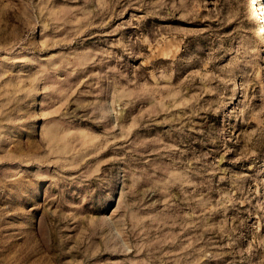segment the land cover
Instances as JSON below:
<instances>
[{
    "label": "rangeland",
    "instance_id": "374dc122",
    "mask_svg": "<svg viewBox=\"0 0 264 264\" xmlns=\"http://www.w3.org/2000/svg\"><path fill=\"white\" fill-rule=\"evenodd\" d=\"M264 0H0V264H264Z\"/></svg>",
    "mask_w": 264,
    "mask_h": 264
},
{
    "label": "bare ground",
    "instance_id": "6f19581e",
    "mask_svg": "<svg viewBox=\"0 0 264 264\" xmlns=\"http://www.w3.org/2000/svg\"><path fill=\"white\" fill-rule=\"evenodd\" d=\"M261 8H263V9H264V3H263V5L261 6ZM263 22H264V19H263Z\"/></svg>",
    "mask_w": 264,
    "mask_h": 264
}]
</instances>
